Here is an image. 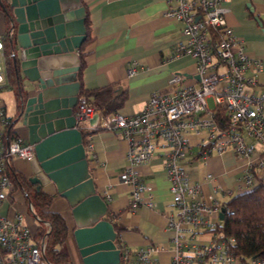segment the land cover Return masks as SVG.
<instances>
[{"label":"built area","instance_id":"built-area-1","mask_svg":"<svg viewBox=\"0 0 264 264\" xmlns=\"http://www.w3.org/2000/svg\"><path fill=\"white\" fill-rule=\"evenodd\" d=\"M226 1L167 0L166 17L182 23L183 39L177 54L194 60L197 85L184 83V77L174 73L168 80L173 88L152 92L135 114L105 113L89 105L83 96L78 98L74 112L78 127H89L84 123L97 114V127L113 130L127 141L125 158L129 165L120 179L130 186V212L140 206L155 207L152 188L141 179L135 166L150 161L157 149H162L163 170L175 207L174 212L165 215L173 245L167 264H264L261 257L241 259L230 253L233 237L220 238L212 230L220 220L222 202L206 198L200 185L189 181L182 166L191 150L187 136L192 133L204 135L198 143L201 156L230 149L246 159L237 191L253 188L259 172L264 171V90L255 93L251 88L256 84L252 70L264 69V58L248 56L241 39L227 25ZM3 58L0 40V83ZM136 71V62H132L127 74L131 76ZM219 108L222 115L216 116ZM1 131L0 169L4 161H29L33 157V146L21 136L13 137L1 151ZM87 147L92 148V143ZM206 177L210 179L212 175L208 173ZM14 187L9 176L0 173V205L11 200ZM11 209L12 216L0 211V264H52L44 255V238L35 235L21 212ZM29 210L36 219L30 203ZM202 233H209L210 238L198 240ZM118 248L120 264H162L158 254L163 247L157 244L149 242L131 249L120 242Z\"/></svg>","mask_w":264,"mask_h":264},{"label":"crops","instance_id":"crops-1","mask_svg":"<svg viewBox=\"0 0 264 264\" xmlns=\"http://www.w3.org/2000/svg\"><path fill=\"white\" fill-rule=\"evenodd\" d=\"M81 2L87 15L88 27L87 39L78 51L82 67L77 80L82 88L95 89L113 85L115 90H122L125 95L117 112L132 115L144 107L152 92L173 88L168 80L174 73H180L184 77V83L198 84L194 60L188 55L177 54L178 44L183 39L182 23L166 17L167 0ZM224 4L228 8L226 23L241 39L247 55L264 58V0H227ZM7 31L8 24L0 12V39L6 36ZM4 62L5 55L1 60L3 81L0 83V110L3 114L0 116V130H3L5 121L13 120L17 99L16 87L7 85ZM132 62H136L137 71L128 76L127 71ZM252 71L256 84L251 88L259 93L264 90V69ZM81 96L79 92L78 98ZM84 125L89 127L79 128L83 132L89 171L96 191L107 202V216L112 223L128 228L120 232V242L131 249L145 246L149 242L157 244L163 247L158 258L162 264H167L173 245L169 240L172 231L167 229L165 215L174 212L175 207L163 170L162 149H157L150 161L135 166L141 179L152 188L155 207L140 206L135 212H130V186L120 179V174L129 165L125 158L127 141L115 131L99 128L97 124L92 126L85 122ZM11 131L13 135L26 140L23 128L15 124ZM203 136L192 133L187 136L191 150L182 161V166L189 181L198 183L206 198L213 197L224 202L239 193L236 185L245 168L246 159L230 149L201 156L198 143ZM89 142L92 143V148L87 147ZM5 147L6 142L1 151ZM8 163L15 172L27 179L30 173L28 161L15 159L8 160ZM208 173L212 175L210 179L206 177ZM259 179L264 180V171L259 172ZM22 189L27 193L23 186H15L11 191V200L0 205L3 215L12 216L11 208L22 215L28 213L30 202ZM40 189L52 195L49 208L57 211L66 222L67 238L63 242L66 249L60 251L67 255L70 264H81L72 234L70 206L56 193L53 185L48 184ZM34 220L33 216L24 219L32 231L36 232L33 230ZM213 220L216 221L217 218L213 217ZM209 236V233H202L197 238L207 241Z\"/></svg>","mask_w":264,"mask_h":264},{"label":"water","instance_id":"water-1","mask_svg":"<svg viewBox=\"0 0 264 264\" xmlns=\"http://www.w3.org/2000/svg\"><path fill=\"white\" fill-rule=\"evenodd\" d=\"M0 12L14 34L17 99L11 125L26 131L34 152L26 180L36 190L53 185L67 201L81 264H120L117 232L96 191L74 115L78 51L86 38L84 6L81 0H0ZM97 121V114L88 119L92 126Z\"/></svg>","mask_w":264,"mask_h":264},{"label":"trees","instance_id":"trees-1","mask_svg":"<svg viewBox=\"0 0 264 264\" xmlns=\"http://www.w3.org/2000/svg\"><path fill=\"white\" fill-rule=\"evenodd\" d=\"M85 10V9H84ZM86 28V38L88 34L87 15L84 16ZM4 48L5 73L8 81L7 85L16 87L15 69L12 63V46L14 45V34L8 31L4 38L0 39ZM83 45V44H82ZM82 47V46H81ZM81 49V48H80ZM81 62L79 73L81 72ZM80 94L85 97L87 103L96 109H102L105 113H114L122 105L125 98L122 90H115L113 85L101 88L85 89L80 86ZM216 116L222 115V109H218ZM12 119H8L1 131V142L4 146L6 141H10L15 135L11 131ZM0 173H5L13 181L15 186H23L27 190V197L33 206V212L40 225L35 229V235L40 239L44 238V255L52 264H70L67 255L59 251L58 246L67 238V226L64 218L54 210L49 208L52 195L36 190L24 175L15 172L8 161H4V167ZM221 212L223 218L212 229L220 238L233 237L234 242L230 247V253L241 259L249 257L264 258V180L259 179L257 184L246 191H242L222 202ZM43 223V224H42ZM48 223V225L46 224ZM117 232L116 245L120 246L119 234L123 230H128L118 223H113Z\"/></svg>","mask_w":264,"mask_h":264},{"label":"rangeland","instance_id":"rangeland-1","mask_svg":"<svg viewBox=\"0 0 264 264\" xmlns=\"http://www.w3.org/2000/svg\"><path fill=\"white\" fill-rule=\"evenodd\" d=\"M207 101H208V104H209L210 107L213 106V102H212V98L211 97L207 98ZM23 217H24V219H26L28 217H32V212L29 210V208H28V213L27 214H23ZM39 225H40V221H38L37 219L34 220V222H33L34 229L33 230H35ZM58 249H59V251L60 250H65L66 249V245L62 243L61 245L58 246Z\"/></svg>","mask_w":264,"mask_h":264}]
</instances>
